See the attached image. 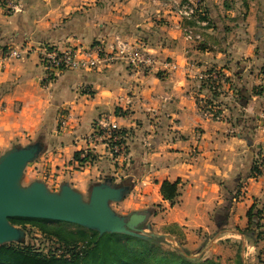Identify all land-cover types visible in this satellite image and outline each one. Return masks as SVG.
I'll return each mask as SVG.
<instances>
[{
    "label": "crops",
    "instance_id": "crops-1",
    "mask_svg": "<svg viewBox=\"0 0 264 264\" xmlns=\"http://www.w3.org/2000/svg\"><path fill=\"white\" fill-rule=\"evenodd\" d=\"M13 1L20 11L7 13L0 0V155L42 137L44 151L26 169L48 187L68 182L84 195L107 178L130 181L118 204L147 211L156 236L196 245L212 231L210 251L224 240L244 262L256 259L264 239L252 245L240 231L254 201L264 208V170L250 173L255 160L264 161L263 0L256 10L253 0H198L204 13L193 20L180 13L187 0ZM188 31L200 38H187ZM115 37L141 41L175 68L137 72L116 62L44 83L40 45L87 47ZM14 44L32 51L3 60ZM211 66L226 77L216 98L219 120L200 108L197 75ZM102 115L128 133L123 156L112 158L104 145L89 142ZM83 149L95 160L79 167ZM164 182L176 184L173 202L161 195Z\"/></svg>",
    "mask_w": 264,
    "mask_h": 264
},
{
    "label": "water",
    "instance_id": "water-1",
    "mask_svg": "<svg viewBox=\"0 0 264 264\" xmlns=\"http://www.w3.org/2000/svg\"><path fill=\"white\" fill-rule=\"evenodd\" d=\"M44 148V139L38 137L0 155V246L25 242V230L13 224L12 218L65 222L99 235L117 233L141 239L156 236L145 231L150 230L147 211L122 215L112 208L130 193L133 185L130 181L113 183L107 178L92 184L86 197L68 182H62L56 191L42 180L22 185L26 167L39 158Z\"/></svg>",
    "mask_w": 264,
    "mask_h": 264
},
{
    "label": "built area",
    "instance_id": "built-area-1",
    "mask_svg": "<svg viewBox=\"0 0 264 264\" xmlns=\"http://www.w3.org/2000/svg\"><path fill=\"white\" fill-rule=\"evenodd\" d=\"M2 7L7 13L20 11V7L13 0H2ZM180 13L187 19H197L204 13L203 5L198 0H187L180 6ZM187 38L198 40L200 37L191 31ZM32 47L12 45L3 55V60H19L24 58ZM38 57L43 70V81L49 85L62 73L72 71H96L110 66L116 62L125 64L137 72H151L158 64L175 66L149 52L139 40L129 43L120 37H115L113 43L107 44L102 40L95 41L90 46H73L59 49L55 46L42 44L38 47ZM199 80L198 93L200 94V108L204 115L219 120L218 103L216 98L222 94L226 77L224 72L217 67H205L197 75ZM90 143L102 144L108 149L112 158L123 156L127 150L128 133L119 128L108 115H102L94 125L89 139ZM96 143V144H95ZM93 150V149H92ZM95 160V153L91 149L79 151L75 163L79 167L90 165ZM257 169L262 172L264 161H257ZM258 176V175H256Z\"/></svg>",
    "mask_w": 264,
    "mask_h": 264
},
{
    "label": "trees",
    "instance_id": "trees-1",
    "mask_svg": "<svg viewBox=\"0 0 264 264\" xmlns=\"http://www.w3.org/2000/svg\"><path fill=\"white\" fill-rule=\"evenodd\" d=\"M76 157L78 159V154ZM256 164L257 160L251 166L252 176L262 173ZM160 191L163 199L169 202L178 195L174 183L164 182ZM262 213L263 209L254 203L247 213L248 226L240 231L252 245L264 239ZM10 221L18 226L36 228L44 237L58 244L63 254L43 252L31 243L6 244L0 246V264H220L211 259L188 256L185 249L161 252L159 247L165 241L164 236H149L147 239L117 233L105 236L65 222L30 218H12ZM236 264H245L240 249Z\"/></svg>",
    "mask_w": 264,
    "mask_h": 264
},
{
    "label": "rangeland",
    "instance_id": "rangeland-1",
    "mask_svg": "<svg viewBox=\"0 0 264 264\" xmlns=\"http://www.w3.org/2000/svg\"><path fill=\"white\" fill-rule=\"evenodd\" d=\"M253 3H254L253 8L255 10L256 8H259L260 3L258 4L257 0H253ZM260 161H263V160L260 159ZM262 170H264V168ZM35 180H40L37 174H34L31 168L25 169V172L22 178V185L27 186ZM48 188L52 191H56V189L57 190L59 189V187L58 188L56 186L53 187L52 185ZM87 195H88V192H85L84 196L86 197ZM256 202L257 201H254L255 204ZM260 206L261 205H259L258 208L263 209V213L261 216L263 218L261 219V223L264 224V208ZM112 208L118 213L122 212L124 215H129L132 213L129 209H125V208L123 209V207H121L118 203L113 204ZM253 220H256V218H254ZM20 227L23 228L26 232L25 242L22 244L31 243L35 245L36 247H40L43 250V252L50 253V251H52L53 253H57L58 255L63 254L62 253L63 251L61 249H58V246H59L58 244H56L53 240L51 241L48 238L44 237L42 234H40V232L36 228L32 227L31 225H24ZM145 231L147 233L151 232L150 230H147V229ZM109 234H112V233H106L105 236H109ZM213 235H214V232L211 231L210 234L206 235V239H204L205 236L203 237L202 240H205V241L203 242L201 241V243H198L196 245H194V243L192 242H190L191 244H188V242H183L179 240L175 241L173 239L168 238V239H165V241L161 243V246L159 248L161 252H166L167 250L173 251L174 249H177V250L185 249L188 251V256H191V257L211 259L220 264H236V260L238 259V249L236 246H233L231 243L225 242L223 240L222 243H217V245L220 246L218 250L210 251L209 248L207 249V247H209L207 246L209 244L208 238H211ZM106 242L107 240L104 241L105 244ZM81 245L82 243L79 244V246ZM167 253H164V254H167ZM263 254H264V247L263 246L258 247V249L256 250V259L252 260V258L247 257L248 259H245V264H263L264 263Z\"/></svg>",
    "mask_w": 264,
    "mask_h": 264
}]
</instances>
